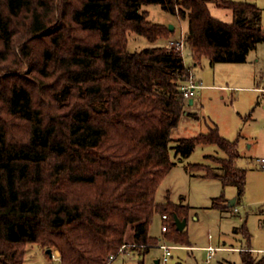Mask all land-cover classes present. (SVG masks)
<instances>
[{
  "label": "trees",
  "instance_id": "1",
  "mask_svg": "<svg viewBox=\"0 0 264 264\" xmlns=\"http://www.w3.org/2000/svg\"><path fill=\"white\" fill-rule=\"evenodd\" d=\"M211 0H0V264H25L27 246L56 249L61 264H106L133 243L159 244L149 235L155 214L168 217L165 237L190 246L174 216L190 208L156 195L177 162L198 145L216 144L218 168L191 172L246 191L237 164L238 141L211 128L170 145L185 109L181 87L189 69L169 46L128 50V32L156 42L169 26L148 20L158 4L187 20V48L195 63H244L264 43L260 8L213 0L233 10L215 18ZM219 170V173L215 171ZM224 192L212 207L233 209ZM248 236V232H246ZM144 252V253H145ZM243 264H264L249 250ZM154 264V263H153Z\"/></svg>",
  "mask_w": 264,
  "mask_h": 264
},
{
  "label": "rangeland",
  "instance_id": "2",
  "mask_svg": "<svg viewBox=\"0 0 264 264\" xmlns=\"http://www.w3.org/2000/svg\"><path fill=\"white\" fill-rule=\"evenodd\" d=\"M236 3H254L261 11L260 25L264 28V0H231ZM210 11L215 18L231 23L235 14L233 10L221 8L211 0ZM149 13L148 20L166 27L173 25L174 33L169 38L151 42L147 38L132 31L128 32V50L141 51L149 47L166 46L172 39H181L188 32L187 20L180 19L158 4L145 5ZM173 32V31H172ZM184 61L190 67L191 74L202 82V89H197L191 98L185 100V109L178 125L172 130L170 145L174 146L180 138H191L208 133L211 128L218 127L220 134L228 140L238 141L241 157L237 164L247 171L246 191L242 199L236 203L237 212L225 213L212 207L214 198L224 192L230 201L237 200V189L223 185L218 179L191 176L185 171L189 163H209L214 171L219 165L212 158L208 162L207 155L215 154L226 157L216 144L198 145L187 158L176 159L172 149V158L178 167L165 177L160 185L157 202H164L167 195L174 202L184 201L192 206L188 217L186 231L193 248L175 249L172 251L169 264H243L240 251H217L209 258L206 250L209 243L225 244L253 249L258 260L264 255L257 250L264 249V44L259 51H251L244 63H215L204 57L200 64L194 66L191 54L184 50ZM224 85L211 87L208 85ZM261 88V89H259ZM218 157V156H214ZM218 157V158H221ZM197 172V171H196ZM205 173V171H199ZM219 173V170L215 171ZM170 190V193L166 194ZM166 203V201L164 202ZM161 203V204H164ZM164 221L157 213L153 218L149 233L158 243L177 245L169 241L162 231ZM248 232V236L246 234ZM133 232L128 229L126 241L128 247L115 264H153L159 259L163 250L145 248L135 245ZM25 264H54L51 256L37 244L27 246ZM53 251L58 252L56 249ZM130 253L127 255L126 253ZM145 252V253H144Z\"/></svg>",
  "mask_w": 264,
  "mask_h": 264
},
{
  "label": "built area",
  "instance_id": "3",
  "mask_svg": "<svg viewBox=\"0 0 264 264\" xmlns=\"http://www.w3.org/2000/svg\"><path fill=\"white\" fill-rule=\"evenodd\" d=\"M167 46H169L170 48H174L176 50H178L181 55H184V50L187 48L186 45V41H185V37H182L181 39H172L169 40L167 42ZM184 57V56H183ZM186 65V63H185ZM186 67L189 69V78L187 80V82L181 87V91H182V95L184 97L185 100L191 98L194 94L195 91L199 88H202L203 85L200 84L195 77L191 74V70L190 67H188L186 65ZM192 99V98H191ZM262 165L264 166V158H262L261 160ZM164 220H167L168 217L166 215L163 216ZM169 226L167 223H164L162 226V231L165 233L168 230ZM128 247V245H123L121 247V249L119 250V252L117 254H113L110 256L109 261L106 264H112L121 254L125 253L126 248ZM160 248L161 250H163V254L162 256L159 258V263L158 264H169V260L170 257L172 256V251L175 249H182L185 248L184 246H180V245H170V244H166V243H159L157 245L151 246V248ZM187 248V247H186ZM210 254H209V258H212L213 255L215 254V252L217 251L216 248L213 247H208L206 249ZM258 253H261L264 255V249L262 250H257ZM52 260H54V264H61V257L59 252H55L53 251V256L51 257Z\"/></svg>",
  "mask_w": 264,
  "mask_h": 264
},
{
  "label": "crops",
  "instance_id": "4",
  "mask_svg": "<svg viewBox=\"0 0 264 264\" xmlns=\"http://www.w3.org/2000/svg\"><path fill=\"white\" fill-rule=\"evenodd\" d=\"M263 28V27H262ZM264 29V28H263ZM262 44H264V43H261V44H259L258 45V47L256 48V49H254V50H252V51H256V53L259 51V46L260 45H262ZM193 60V59H192ZM198 64H200V63H195L194 62V66L195 65H198ZM187 65V64H186ZM196 79V78H195ZM197 80V79H196ZM200 84H202V82H199ZM208 86H211V87H225L224 85H216V83H213L212 85H208ZM204 87V86H203ZM202 87V88H203ZM202 88H200V89H202ZM259 89H261V88H259ZM262 89H264V87L262 88ZM191 100H193V103L192 104H195V101H194V99H191ZM190 100V101H191ZM191 104V103H190ZM209 156H218V157H221L220 155H215V154H209V155H207V157H208V162L211 160L210 158H209ZM221 158H224L223 156L221 157ZM190 164H193V163H189L188 165H190ZM203 164H206V165H210L209 163H203ZM218 165V164H217ZM178 167V165H176V166H174L173 168H172V170L170 171V173L168 174V176L167 177H169L170 176V174H172L173 173V171H175V169ZM185 171L187 172V173H190L191 174V176H197V177H203V178H207V177H205L204 175H205V173H202V172H199V171H194V172H191V171H189L188 169H187V166H185ZM212 179H217V178H212ZM219 180V179H218ZM220 181V180H219ZM221 182V181H220ZM221 184H222V182H221ZM223 185V184H222ZM228 187V186H227ZM226 187H224L223 186V189H225ZM168 193H170V190H168L167 191V193L166 194H168ZM169 197H170V195H169ZM167 198V197H166ZM171 199V198H170ZM165 201H167V199L165 200ZM164 201V202H165ZM172 201V200H171ZM164 202H158V203H164ZM172 202H174V201H172ZM175 204H178V205H187V206H189V208H190V211H191V209H192V206L190 205V204H188V203H186V202H184V201H180L179 203L178 202H174ZM212 203H213V201H212ZM236 203H237V200H236ZM221 211L222 212H225V213H231V212H237V210L235 209H226V210H222L221 209ZM189 214H190V212H189ZM162 220L164 221V223L166 222L164 219H163V216H162ZM188 224V223H187ZM186 228H187V226H186ZM185 228V229H186ZM164 233V232H163ZM165 234V233H164ZM149 235H150V233H149ZM151 236V235H150ZM178 245V244H177ZM180 246H182V245H180ZM213 247V248H216L217 249V251H232V252H238V251H240V253L242 254V251H246L248 248H246V247H239V246H234V245H231V246H229V245H225V244H219V245H214L213 243H209V245L206 247V248H208V247ZM184 247H191V248H193V245H191V243H190V246H184ZM216 251V252H217ZM249 251H251L252 252V254L255 252L253 249H249ZM127 255H130V253H126ZM210 254V253H209ZM121 255H123V254H121ZM120 255V256H121ZM215 255V254H214ZM214 255H213V257H214ZM119 256V257H120ZM118 257V258H119ZM212 257V258H213ZM118 258L115 260V261H117L118 260ZM157 260H159V259H157ZM115 261L112 263V264H115ZM155 262V261H154Z\"/></svg>",
  "mask_w": 264,
  "mask_h": 264
},
{
  "label": "water",
  "instance_id": "5",
  "mask_svg": "<svg viewBox=\"0 0 264 264\" xmlns=\"http://www.w3.org/2000/svg\"><path fill=\"white\" fill-rule=\"evenodd\" d=\"M169 29H170V31H174V26L170 25ZM190 103L192 104L193 100H191ZM235 204H236V199L230 200V203H229L230 206H234ZM174 219H175V224H176L177 230L178 231H184L186 226H187L188 220L187 219H180L178 215H175ZM46 253L49 254L51 257L53 256V250L50 248L46 250ZM158 263H159V260H155L154 264H158Z\"/></svg>",
  "mask_w": 264,
  "mask_h": 264
}]
</instances>
